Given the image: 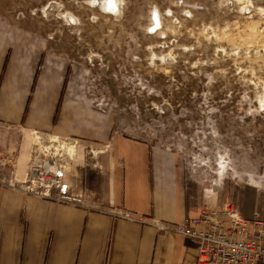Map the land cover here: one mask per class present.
Here are the masks:
<instances>
[{
  "label": "rangeland",
  "instance_id": "374dc122",
  "mask_svg": "<svg viewBox=\"0 0 264 264\" xmlns=\"http://www.w3.org/2000/svg\"><path fill=\"white\" fill-rule=\"evenodd\" d=\"M105 1L0 0V24L65 56L113 136L179 152L209 205L264 218V0ZM33 135L34 162L71 160Z\"/></svg>",
  "mask_w": 264,
  "mask_h": 264
},
{
  "label": "crops",
  "instance_id": "0c3cea01",
  "mask_svg": "<svg viewBox=\"0 0 264 264\" xmlns=\"http://www.w3.org/2000/svg\"><path fill=\"white\" fill-rule=\"evenodd\" d=\"M72 72L46 38L0 24V264H197L195 242L174 225L230 202L195 194L179 152L113 136ZM34 133L78 144L60 175L82 204L13 182L37 162ZM238 208L246 220L258 215Z\"/></svg>",
  "mask_w": 264,
  "mask_h": 264
},
{
  "label": "built area",
  "instance_id": "2783aa9c",
  "mask_svg": "<svg viewBox=\"0 0 264 264\" xmlns=\"http://www.w3.org/2000/svg\"><path fill=\"white\" fill-rule=\"evenodd\" d=\"M52 163L51 165L49 163ZM52 161L36 162L25 183L26 192L56 201L80 205L83 195L70 192ZM204 225L205 230L197 227ZM174 231L190 238L198 250L197 264H264V219L254 215L246 220L232 204L202 211L195 218L174 225Z\"/></svg>",
  "mask_w": 264,
  "mask_h": 264
},
{
  "label": "bare ground",
  "instance_id": "6f19581e",
  "mask_svg": "<svg viewBox=\"0 0 264 264\" xmlns=\"http://www.w3.org/2000/svg\"><path fill=\"white\" fill-rule=\"evenodd\" d=\"M105 4L106 5H111V6H113L114 5V2H113V0H106L105 1ZM116 6V5H115ZM114 6V7H115ZM114 10V9H113ZM54 138V137H53ZM56 138V137H55ZM54 140V139H53ZM56 140V139H55ZM54 140V141H55ZM68 141H70V140H68ZM60 147H62V148H64L65 149V151L71 156V157H74L75 156V153H76V143H75V141H73L72 143H70V142H67V140L66 141H60ZM54 162V161H53ZM53 168H55V166H52Z\"/></svg>",
  "mask_w": 264,
  "mask_h": 264
}]
</instances>
